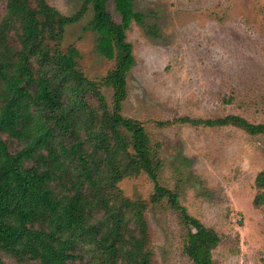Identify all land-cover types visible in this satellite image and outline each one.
<instances>
[{
  "label": "rangeland",
  "instance_id": "rangeland-1",
  "mask_svg": "<svg viewBox=\"0 0 264 264\" xmlns=\"http://www.w3.org/2000/svg\"><path fill=\"white\" fill-rule=\"evenodd\" d=\"M33 5L35 0H31ZM61 14L72 16L83 0H47ZM145 24L133 20L127 39L136 62L127 77L125 116L141 122L158 152L159 183L178 194L188 212L215 229L220 240L212 247V264H264V207L255 205L257 175L264 170V132L252 134L236 124L187 123L184 117L214 118L240 115L264 123V0H134ZM9 0H0V25L8 16ZM109 10L116 20L113 0ZM92 6L79 20L64 27L60 39L47 38L49 54L73 50L77 68L96 82L113 108L114 90L107 76L116 65L96 51V33L86 29ZM17 21L7 31L8 44L21 48ZM34 57V69L48 64ZM89 108L99 127L102 109L88 94ZM92 106L93 108H91ZM88 126L80 129L88 136ZM12 152L25 142L3 133ZM92 148V147H91ZM57 184V183H56ZM121 195L145 202L150 226L153 264H193L184 252L187 232L168 198L153 200L155 182L146 172L116 183ZM57 184V191H62ZM101 211L96 216H101ZM132 225V223H131ZM80 258L69 264H101L94 248L78 247ZM75 251V248H74ZM5 264H35L2 252Z\"/></svg>",
  "mask_w": 264,
  "mask_h": 264
},
{
  "label": "trees",
  "instance_id": "trees-1",
  "mask_svg": "<svg viewBox=\"0 0 264 264\" xmlns=\"http://www.w3.org/2000/svg\"><path fill=\"white\" fill-rule=\"evenodd\" d=\"M83 0L72 16L61 14L47 0H9L8 16L0 25V264L2 252L35 264H69L80 258L78 247L94 248L101 264H153L150 226L145 202L117 190L125 176L146 172L155 182L153 200L168 198L178 210L187 232L184 252L193 264H212V247L220 236L191 215L178 194L159 183L161 163L144 125L122 112L128 96L127 77L136 58L127 39L133 20L145 24V14L134 0ZM92 6L86 29L96 35V51L116 65L107 76L114 90L113 108L93 80L78 68L75 52L49 54L45 40L60 39L65 25L79 20ZM17 21L21 48L12 49L7 31ZM156 36L157 26H148ZM48 66L34 69V57ZM88 94L102 109L99 127H92L96 111ZM93 108L92 106H90ZM90 109V108H89ZM204 125L236 124L252 134L264 132V123L229 114L214 118H181ZM88 126V136L80 129ZM3 133L25 142L12 152ZM92 147V148H91ZM64 188L57 191V184ZM255 205L264 207V170L256 177ZM101 211V216L96 212ZM132 223V225H131ZM75 248V251H74Z\"/></svg>",
  "mask_w": 264,
  "mask_h": 264
}]
</instances>
